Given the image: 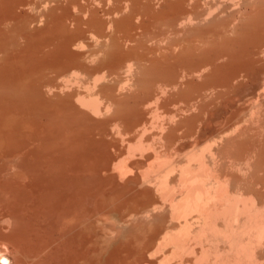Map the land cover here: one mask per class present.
Masks as SVG:
<instances>
[{
    "label": "rangeland",
    "instance_id": "374dc122",
    "mask_svg": "<svg viewBox=\"0 0 264 264\" xmlns=\"http://www.w3.org/2000/svg\"><path fill=\"white\" fill-rule=\"evenodd\" d=\"M139 1L140 2H137L136 0H131V1L130 0H118V2L115 0H77V1L76 0H0V15H1L0 16V19H1L0 20V24H1L0 25V45L3 46V47L0 46L1 47L0 48V61L2 60L0 62L1 64L0 65V76L4 74L3 75L4 77L5 74L8 75L12 72V76L14 74L16 75L19 73L16 77L19 76L21 78V79L18 78L19 82L17 85L16 83H11V85L15 86V87L11 86V87H14L11 90L8 89L10 85L9 87L6 88V90H3L4 88L3 89L0 88V120H1L0 121V129H1L0 130L1 131L0 132V165L2 167V164L5 165L6 162L9 163L10 160H13V161L19 160V162H14L13 165H15L16 163L21 164V165L16 164V166L14 167L16 168L18 166L21 167L24 164L25 166L24 165L23 166L25 168L26 167L30 168V171H31L32 163L29 164V162H31L34 159L37 160V161L34 160V162L36 161V163H38L37 167L38 166L40 167L41 163L46 165L45 163L49 162L50 164L51 160H49V158L50 159L52 158L53 160L57 158V160L55 161H58V158H59L61 163L62 161H65L63 162V164L65 165L62 164L63 166L60 165V163L58 164V166L56 164L53 165L55 168L49 165L50 167L49 171L51 170V168H54L55 170L53 172L56 175L51 172L52 170L50 172H44V169L42 168L46 169L48 167V163L46 167L44 165L43 166L41 165L42 168L40 167L41 168L40 170H43L41 171L43 172L42 175L37 173L39 169H36V173L34 172L37 175H32L33 173L31 174L29 173L30 174L29 175L27 173L28 176H25L26 173H24L23 175L25 177L31 178V176H33V178H31L30 180L28 178L24 179L23 175L22 176L19 175L20 171L19 172L16 171L17 169L13 167L12 165L13 161L11 162L12 166L9 164L8 167L7 165H5L7 168L5 166L3 167L6 169L7 172L15 169V172L16 174L19 175V178H18V175H13L15 174L13 173L14 171L13 172L11 171L13 174L11 173L12 175L10 174L9 176L7 174H9L10 172L6 174V171H4L5 169H3V167L1 168L3 170V172L0 171V210H1L0 211V217H1L0 225L2 226L1 227L2 232L8 229L6 230L7 232H5V234L11 235L12 236L11 239L14 242V239L17 236L23 235L24 232L22 231L23 234H21V231L19 233V229H18V230L12 231L11 234H9L10 233L9 230L13 226H14V229L16 227H19V228L22 227V229L24 228L23 230L30 231L31 230L30 228L34 226V225L31 226V224L32 223L34 224V222L36 221L35 222L36 224L39 222L37 225H35L37 228L36 230L38 231L37 232L36 230L34 231L35 229L34 227V229L32 228L33 229L32 231L34 232L30 231L31 233H33L31 234L32 237H30L29 236L30 234H28L27 231H25L26 236H29L30 238L34 239L36 236L40 237L39 233H41V237L39 239L38 237H36V239H38L37 241L39 242L45 239L43 238L45 237V234L43 233L44 231H39L40 229L38 228V226L40 227L39 224H41V228L48 230V232L45 231L46 234L47 233L51 234V231H52L54 232L53 236H55L58 231L56 228L59 227L57 224L58 218L56 217L60 213L61 211L60 209L63 210L64 208H65L64 209L65 215L63 213H60L61 219L63 217L66 218L67 214H68V217L70 218L72 217L75 218V216L77 215V218H75L74 220L70 218H68V220L69 219H70L69 221L72 220L73 224L71 222L70 223L73 226H74V222L76 221L75 225L77 224L76 226L79 227V228L74 227L72 228V230L69 228V232L67 228V226L70 227L69 225L67 226L65 225L66 229L64 225H62L63 227L62 226L59 227L61 230L62 228H64L67 231L64 233L65 235L63 237L61 236L63 235V233L61 234L58 233L56 237L57 240L54 239L55 237L52 236L53 239L56 240V241H52L53 239H50V241H52L53 243L52 242L49 243L50 242L49 238L46 237V240L48 239L47 240L48 242L47 251L46 249H44L45 248L44 246L46 244L44 245L41 244L42 247L40 246V243L42 242L40 243H38L37 241H36L37 243L33 242V243H36V245L39 244L40 247L39 246L38 247L41 248L40 250L35 251L31 248L30 243L28 244L26 242L28 240L25 241V239H22L25 241V243L28 244V248H30V250L31 249L33 250V251H30L27 248V244L24 245L26 246L24 247L23 246V244H25L24 241L19 240V242H23L21 243L22 248L20 249V252L23 250V248L28 249V250L26 249L28 252L25 251L24 252L25 256L21 257V259L24 260L25 258L26 259L28 258L29 260H31V258L33 257L32 258L33 260L29 261L28 264H36V262L38 263L40 260L44 262L45 259H47L46 261H50V262L53 260L55 264L56 258L53 259L54 257L52 258L51 257L52 254L50 255L49 252H51L52 249L55 251L56 248H58L56 249L57 251H55L56 253L52 251L53 255L55 254L56 257L58 256L57 252H60L63 250H64L63 253L64 254L69 253L70 257H71L70 253L72 251H75V253H72L74 255L77 254L76 253L77 251L79 253L82 251L81 252L82 255L80 253L79 256H77L78 254L75 256L74 255L72 256L74 258H76L77 256V260L79 262L83 260L81 264H84L87 258H88L86 261L87 264L88 263L89 264H113V263L121 264V262L126 264L127 262L129 263L132 257L136 258L133 256L134 254L133 252H136V250H139L140 245L142 246L141 251L143 250L146 252V249L148 247L150 248V249L148 248L147 249L148 252H146V254L144 252V254L147 256L149 255V259H154V258L156 259L157 257L156 263L154 262L155 264H157L158 256L160 254L162 255L163 252L166 251V249L168 250L169 248H171L170 244H168V246L167 244L162 246L163 245L162 244L161 246L158 247L159 249L156 248L157 242L159 240V236L162 235L161 234L162 232H164L167 229L169 230H176V228L178 229L179 223H181L182 220L185 219V217L187 218V220H189V223H191V226L193 228H196L199 221H201L199 220L200 217L196 218V215L199 214L197 216H200V213H198L195 210H192L184 214L183 216L181 215L178 216L176 215V213L175 215H173L174 213H171V210H170L171 209L170 208V198L174 197V199L172 200H175V199L178 200L180 199V197H182V195H184L183 193L185 192L184 191L185 187L180 183L181 178L184 176L180 170L185 169L186 165H188L187 166L188 168H191V169L195 168L197 159L195 160L196 162L195 163L194 157L196 155H199L201 152H202L201 159H204V161L209 160V161H206V163L209 162L207 164L208 166H210L211 170H213L212 171L213 175L220 173V175L222 176L221 177L222 179L226 178L225 179L226 186L229 188V190L231 188L230 193L238 192L237 194L241 195L242 197L250 196L252 198L253 196V199H255V201H257V197L259 195L262 196L263 194L262 198L260 197L261 199L260 201H261V207L262 206L264 207V190H263L264 189V179H263L264 178V146H263L264 138L262 136L264 135V116H263L264 115V17H263L264 16V0H198V1L196 0L197 4L195 3V0H176L178 4L179 3L181 4V5L179 4L180 7L178 6L179 9L175 8L177 7L175 5L177 4V2L176 3L174 2L175 0L174 1L173 0H139ZM135 2L137 3L134 4ZM171 2L172 3L174 2L173 3L174 9L175 10L177 9L176 11L179 12L177 13V15L176 13H174V9L171 8L172 7V4H170ZM119 3L121 4V6ZM137 4H139L140 7L142 8L144 7L145 9L144 8L143 9L144 11L146 10L145 11L146 13L142 11L143 9L140 8ZM168 5L169 7H167ZM135 6L137 8L139 7L138 8L139 11H142L140 12V14L138 12L131 13L132 10L133 11L134 9L137 10ZM119 7L121 8L119 9ZM89 13L93 16V18H95L94 16L100 14L101 16L99 15L96 17H98L99 19L105 22L106 20L107 22H109L110 20L114 23L112 25L113 27H111L110 29L111 31L108 32V34L112 33L109 37L108 36L105 37L104 33H100V35H96L97 36L96 37L94 36L95 35L93 32L94 30H91V29H94L93 27L91 28L87 26L88 24L86 26L89 27V29L85 27V22L87 21V19L92 18V16H90ZM92 13L96 15H93ZM167 14H169L172 21L170 20L168 16L167 17L164 16L167 19L165 23L163 21H160L162 20L163 17L159 15H167ZM64 15L65 16L67 15V16L63 17ZM74 15H76L77 17ZM3 16L6 17L7 21L5 20ZM173 16L174 17L177 16V17H175V19H172ZM8 17L9 18L15 17V18H13V20H11V23H10V20H8ZM2 18L6 22H9L10 24L6 23ZM76 18H78L79 20L77 21ZM112 18L115 20H113ZM156 18H158L159 22L157 21ZM125 19L127 20V22ZM122 20H124L125 22L124 21L122 22ZM1 21H4V22L1 23ZM73 21H75L76 24L75 22L73 24ZM81 21L84 22V25H83V22ZM65 22L68 25H66ZM80 23H82L81 25H83L85 28L83 26H79ZM73 25L74 26L78 25L76 26L78 28L76 29ZM116 25L118 26L115 27ZM69 27H71L72 31L70 30ZM80 27L81 29L83 28L84 30L79 29ZM72 28H74L75 30ZM85 29L86 30L88 29L89 32L86 31L87 33H85L84 32ZM97 31L99 30H95L96 34H99L97 33ZM78 33H79V36H78ZM80 34H82L83 36ZM67 35L68 36L70 35L69 36L70 39H72L73 37V40L75 39V41L70 40L72 43L69 42L68 41L69 37H67ZM102 36H104V38ZM38 37H40L41 39ZM95 37L96 39L93 40ZM98 37L101 39V41L100 39L98 40ZM140 38H141V41H140ZM92 41H95V43ZM68 42H69V45H68ZM114 43L116 45H114ZM168 44L169 46L167 47L166 45ZM63 45L65 46L63 47ZM130 46L132 49L130 48ZM38 50L39 52L41 51V53H39ZM55 51H56V54H55ZM27 52L30 54H28ZM29 55L30 57H26ZM67 55H69L70 59L68 58ZM131 55L132 56L136 55V58L134 59L131 58ZM37 56H39V58ZM10 58H12L13 60H11ZM16 58L18 61L16 63L18 65L15 63ZM19 58L20 60L25 59L24 62L27 63V65L20 64ZM61 59L63 60V62L61 61ZM66 59L69 61H67ZM117 59L118 60L120 59L121 62L119 60L117 63L116 62ZM54 60H57V61L59 60V61L57 63V61H54ZM161 60L162 62H160ZM64 61L67 62L65 64L73 63V65L76 66L75 67L76 69L75 70L69 69V71L65 70V67H63L65 65ZM113 61H114V64L115 63L119 64L120 62V65L118 66L117 64L113 65ZM7 62L8 64L10 62L12 63L14 62L16 65L14 67L13 65L14 63L12 64V66L14 67V70L17 67H18L17 68L18 70L20 69L21 70L20 71L15 70L16 72H14L13 74V71H14L13 67L11 66L12 69H10L11 67L9 66L10 67L9 69L11 71L7 72L8 70ZM21 62L23 63V60ZM52 62L55 64H53ZM77 64L79 66H77ZM154 64L157 65V67ZM21 65L25 67L23 68ZM35 65L37 66L34 67ZM95 65H96V68H95ZM5 66H6V69H5ZM20 72L21 73L23 72V73L21 74ZM10 75H8V77L5 76V78L10 79L7 82H6L7 79L5 80L3 78V80H5L4 82L1 80L2 78H0V84L3 82L2 83L3 87L6 86L9 81L11 82L15 81V79H13L12 76L10 77ZM18 79L16 78V81ZM147 79H150V80H147ZM148 81H151V83ZM83 95H84V98H87V99L88 97H92L93 99L95 98V101L99 105L98 111L100 113L98 112L95 114L91 112L89 108L87 107L84 108V106H78L77 104L78 102L76 101L79 100L80 97L82 98ZM120 107H123L125 109L123 108L120 109ZM21 114L23 117L21 116ZM37 115L39 116L37 117ZM133 115L135 116L136 120ZM86 116H88L89 118ZM3 117L5 118L4 121L2 120ZM30 117L33 119H31ZM178 124H181V125H178ZM20 125L22 127H20ZM10 128L12 130H10ZM175 133L177 134L175 135ZM9 134H11L10 135L11 138H9L10 137ZM256 136H258V138ZM238 137L242 138L243 140L239 139ZM253 137H256V138H253ZM4 139H6V141ZM7 139L8 140L11 139L10 140L12 141L11 144L8 143ZM253 139L255 140L253 141ZM139 141L141 142V146L137 145ZM171 141H174V142H171ZM107 144L109 147L107 146ZM232 145H234V147H232ZM138 146H140V148ZM238 146L240 147L238 148ZM260 147H263L261 150L263 152L259 150L261 149ZM154 151L156 154L154 153ZM103 153H105V155ZM210 153H212L214 156ZM249 153L251 155H249ZM51 155H53V157L55 158H53ZM63 157H64V160H63ZM22 158L23 159L26 158V161L23 160ZM199 158H200V155H199ZM21 160H22V163L20 162ZM43 161L45 163H43ZM159 161L161 163H158ZM34 162H33V165L36 164ZM23 166L22 168H24ZM9 167L13 169H10ZM20 167L18 169H21ZM37 167H34L33 171ZM256 167L261 170L257 169ZM63 168H65L66 170ZM26 169L24 170L21 169V170L25 171ZM60 169L63 171V173ZM56 171H58L59 173L58 172L56 173ZM46 173H52L51 177L50 175H47ZM44 175H46V177ZM12 176H15V177H12ZM59 176L60 177L62 176V177L60 178ZM40 178H43V179H40ZM77 178L78 180L76 181ZM161 178L162 179L164 178L165 180L163 179V181L165 182L166 185H168L167 192L169 194L166 192L167 195L166 193L165 195L164 194H161V196L159 195L162 192L160 191L159 186L157 184L160 183L159 181ZM8 179L9 180L12 179V181L9 182ZM45 181H46V184L48 183L49 186H51L50 188L48 187V184L47 185L44 184ZM40 182L42 185L40 184ZM62 182L64 183L62 184ZM24 184H26L27 186ZM17 185L20 187H18ZM10 186L11 188H9ZM14 187L16 188L13 190L12 188ZM29 188H31L33 192L34 190L35 191L37 190L35 194H33V197H32L33 192L31 191L32 192L31 193ZM43 188L44 189L49 188L48 190L51 191L52 194L55 193V195L50 194L51 192H48L47 189L45 190L46 192H44ZM249 188H252L253 190L248 191ZM254 188L256 190H254ZM4 189L5 191L8 190V193L10 194H7L6 193L7 191L5 192ZM155 189L159 190L160 192L155 191ZM24 190L26 191V193L23 192ZM39 190L41 193L38 192ZM11 192H13L14 194L12 193L13 194L12 195ZM19 192L20 193L23 192V193L20 194ZM29 192L31 195L29 194ZM44 193L45 194L47 193L50 196L52 195L51 197L52 198L54 197V199L56 197L57 199H55V203H53L54 200L51 197L50 199L48 195L44 196L43 195ZM27 194L28 196H26ZM57 194L58 195L61 194V195L58 196ZM170 194H172V196ZM6 195L7 196L9 195L8 198ZM64 195H67V196H64ZM162 195L163 197L164 196L165 197L162 198ZM36 196L38 199L36 198ZM79 197H80V200H79ZM39 198H42V199L39 200ZM146 198H148V200ZM46 199L47 200L50 199V201H47ZM56 200H60V201L62 200V201L60 202ZM75 200L76 201L78 200V201L76 202ZM28 201L30 202L29 204L31 205L32 204L35 205V201L38 202V203L36 202V206L32 205L33 206L32 207L30 205L29 207L31 208V211L33 212V214L36 212L34 214L35 216L33 215L34 218L32 219L34 221L37 218L34 222H32V220L28 217V219H30L32 223H30V220L29 221L27 220V217L23 218L25 212H28L27 210H29L28 208L29 205H27ZM46 202L47 203L52 202L51 203L53 207L52 209L54 210L50 209L51 204L49 203H48L50 205L49 209L48 207L46 208L49 210V212L53 211V214H56L55 215L56 217L47 216L48 219L50 218V220L53 222H50V220L46 221L44 217L43 218L39 217V215L42 216L43 213L46 214L45 211L42 214H39L36 216V214H38L40 211L42 212L41 208H44L45 205H47ZM23 203L27 205V206L25 205L28 208L26 211L23 209V208H26L24 207ZM14 204L23 205V208H21V210L25 212L24 214L21 213L22 215L21 216L19 214V211L17 210L18 205L17 206L15 205L16 209L15 208H12V209L17 210L18 214H15L16 213L15 212L14 213L15 218L12 217L14 219L10 220L11 216H14L13 215L14 210L12 211L11 209H9L11 207L8 208V205H12V207H15ZM37 204L39 205L37 206ZM59 204L61 207H63V208L60 207L59 209L60 211L57 210V208L53 206V205H56V206L58 205L59 207ZM67 205H68V208H66ZM6 207L8 210H11L12 213H9L11 211H8ZM34 207L35 209L39 208L40 211H37L38 209L35 211ZM46 208H44L43 210H45ZM33 209L35 212L33 211ZM67 209H69V211L71 210L72 213L69 212ZM5 210L8 212H6ZM56 210L59 213L56 212ZM31 211L29 212L32 213ZM75 212L76 213L78 212V213L75 215L74 214ZM3 213L4 214L9 213L11 215H9L10 216L9 217L6 214L5 216ZM29 214L27 215L25 214V216H30L31 214L30 215ZM62 215L64 216L62 217ZM4 217H6L7 219L10 218L9 219L10 221L9 220L7 221V219L6 218L4 219ZM21 217L25 220L22 221ZM51 218H53L54 220ZM55 218H56V221H55ZM41 219H44L45 222ZM3 220H5V222ZM59 220L58 222H60ZM24 221H26V223H23ZM49 222L52 225L49 224ZM77 222H82L81 223L82 225ZM11 223L13 224V226ZM24 224L28 226H24ZM142 225L144 226V233H143ZM45 226H47V228H45ZM53 228L55 229L56 232L53 230ZM44 229H40V230H44ZM64 229L62 231H65ZM61 230L60 232H62ZM73 230L74 231L76 230V231L74 232ZM79 230L80 232H78ZM145 231L147 232L145 233ZM2 232L0 233L2 234ZM35 232L37 234H35ZM155 232L157 233L158 236L156 235ZM74 233L76 235L75 237H73ZM141 233L143 234L141 235ZM59 234H60V237H59ZM69 235L72 236L71 237L72 239L74 238L73 242L71 238L69 239ZM80 235H82L81 238H80ZM33 236L35 237L33 238ZM2 237L5 238V235H3ZM127 237L128 238L130 237V238L126 240ZM154 238H156V241ZM63 240L65 241V243L67 241L71 243L69 244V247L74 248L75 250H72L70 252L68 250L67 252L65 249L66 248L69 249V247H68V244L66 245ZM138 240H139V245L137 244ZM151 240L153 241V243ZM140 241L142 242V244L140 243ZM28 242H31V241H28ZM45 242L46 241L44 240L43 243ZM74 242H76L77 244ZM78 242L82 243L81 250L78 249L79 247L77 248L74 247V246H80L78 245L79 244ZM261 242L262 243H260V245H258L256 249L258 251L260 250V252L263 251L262 255L264 257L263 239L261 240ZM16 243L17 242L15 241V244ZM55 243H56V246L54 245ZM149 243L150 245L152 243V245L154 244L155 246L154 245L150 246L148 245ZM49 244L52 245V247H50ZM58 244L59 246L60 245L63 246L64 249L60 246L62 249L58 251L60 248L57 246ZM72 244L73 245L76 244V245L73 246ZM36 245H32V247L34 248L35 246L34 249H36L37 248ZM147 245L148 247L144 248ZM17 251H19V248L17 250L15 249L13 256L17 253ZM37 251L38 252L41 251L42 253H44L43 255L40 252V254L43 255L42 257H40L41 255H37L38 257H40V258L36 257L39 261L37 259L34 260L35 254L38 253ZM127 251H128V255H126ZM29 252H31L33 255L32 256L28 255L30 254ZM123 252L125 253L126 256L124 255ZM46 253L49 254L48 258H46L47 257ZM121 253H123V255ZM136 253L141 254L139 253V251H137ZM136 253L134 255H136ZM19 254L24 255L21 252V253H17L16 256ZM64 254H60V255L64 257ZM129 254H131L132 256ZM80 255H81V259L83 258L81 261L78 259ZM94 255L97 259H95ZM13 256H11V260L13 261L20 260V256H17L19 258H14L16 256L14 257ZM29 256H31V258ZM62 256L59 257V258H62L61 261L57 259L58 260V262H56L57 264H59L60 262L63 264H66V263L73 264V262H75L76 260L75 259L73 261L71 257L72 260L71 259L69 260L73 261L72 263L63 262L62 260L64 259ZM66 256L67 255H65L64 258H66ZM127 256L129 259H127ZM91 257L94 259H92ZM124 257L126 260H124ZM120 258L121 259L123 258V260L121 261ZM89 259L91 260V262H88L90 261ZM132 259H131V262L134 261V259L133 260ZM23 260H20V261L24 262L25 260L24 261ZM77 260H76V264L78 263ZM53 261H52V264H53ZM26 262L25 264H27ZM43 262L42 263L40 262V263L44 264L45 262L44 263ZM131 262L129 264L134 263V262L132 263ZM48 263L46 262V264Z\"/></svg>",
    "mask_w": 264,
    "mask_h": 264
},
{
    "label": "bare ground",
    "instance_id": "6f19581e",
    "mask_svg": "<svg viewBox=\"0 0 264 264\" xmlns=\"http://www.w3.org/2000/svg\"><path fill=\"white\" fill-rule=\"evenodd\" d=\"M77 1V0H76ZM115 1H117L118 2V0H115ZM131 1V0H130ZM137 2H140L139 0H136ZM174 1V0H173ZM198 1V0H197ZM196 0H195V3L197 2ZM20 2V1H19ZM60 2V1H59ZM137 2H135L134 4H136ZM175 3L177 2L176 0L174 1ZM173 2V3H174ZM184 2V1H183ZM215 2V1H214ZM22 3V2H21ZM24 3H26V2H24ZM168 3V2H167ZM173 3L171 2L170 4H172V7L171 8H173L174 9V5H173ZM185 3V2H184ZM224 3V2H223ZM118 4V3H117ZM120 4V3H119ZM131 4V3H130ZM180 4V3H179ZM178 4V2H177V4H175L177 7H175V8H178V6L180 7V5ZM197 4V3H196ZM23 5V4H22ZM132 5V4H131ZM139 7H140V5L139 4H137ZM148 5H149V3H148ZM182 5H183V3H182ZM118 6V5H117ZM120 6H121V4H120ZM142 6V5H141ZM223 6H224V4H223ZM222 6V7H223ZM227 6V5H226ZM243 6V5H242ZM8 7V6H7ZM9 7H10V5H9ZM136 7V6H135ZM138 7V8H139ZM167 7H169V5L167 6ZM218 7H219V5H218ZM217 7V8H218ZM121 7H119V9H120ZM137 8V7H136ZM137 8V10L136 9H134V11L132 12L131 11V13H134V12H138L139 14H140V12H142V11H144V9L142 8V7H140V8H142L141 10L142 11H139V9ZM262 8V7H261ZM260 8V9H261ZM15 9V8H14ZM113 9V8H112ZM115 9V8H114ZM179 9V8H178ZM193 9V8H192ZM215 9V8H214ZM6 10H7V8H6ZM16 10V9H15ZM171 10V9H170ZM177 10V9H176ZM175 9H174V13H176V15H177V13H179L178 11H176ZM234 10V9H233ZM10 11V10H9ZM118 11V10H117ZM146 11V10H145ZM144 11V12H145ZM152 11V10H151ZM163 11V10H162ZM209 11V10H208ZM65 12V11H64ZM130 12V11H129ZM157 12V11H156ZM165 12H167V11H165ZM172 12V11H171ZM188 12V11H187ZM221 12V11H220ZM241 12V11H240ZM95 13V12H94ZM94 13H92L93 15H96V14H94ZM130 13V14H131ZM146 13V12H145ZM168 13H170V12H168ZM232 13V12H231ZM90 14V13H89ZM108 14V13H107ZM136 14V13H135ZM134 14V15H135ZM159 14V13H158ZM173 14V13H172ZM171 14V15H172ZM260 14V13H259ZM17 15V14H16ZM68 15V14H67ZM66 15V16H67ZM79 15V14H78ZM100 15V14H99ZM99 15H96V16H99ZM127 15V14H126ZM129 15V14H128ZM133 15V16H134ZM142 15V14H141ZM148 15V14H147ZM146 15V16H147ZM184 15V14H183ZM261 15H263V14H261ZM1 16V15H0ZM7 16V15H6ZM21 16V15H20ZM65 15L63 16V17H66ZM74 16H76V15H74ZM90 16H92L91 14H90ZM96 16H94L95 18H93V16H92V18H89V19H87V21L85 22V27L86 28H88L89 29V27H93L94 29H91V30H94L93 32H94V36H96V35H100V33H104V36L106 37V36H110L112 33H110V34H108V32L109 31H111L110 29H111V27H113L112 25L114 24L112 21H110L109 20V22H107V20H106V22L105 21H103V20H101V19H99L98 17H96ZM101 16V15H100ZM110 16V15H109ZM152 16V15H151ZM159 16H162L163 18H165V19H163L162 18V20H160V21H163L164 23H165V21L167 20L166 19V17L168 16L169 18H170V20H171V17L169 16V14H167V15H159ZM164 16H166V17H164ZM185 16H187V15H185ZM256 16V15H255ZM4 18H5V20H6V17L5 16H3ZM17 17V16H16ZM68 17H70V16H68ZM73 17V16H72ZM71 17V18H72ZM77 17V16H76ZM82 17V16H81ZM113 17V16H112ZM126 17H128V16H126ZM131 17H132V15H131ZM175 17H177V16H175ZM175 17L173 16L172 17V19H175ZM189 17V16H188ZM188 17H187V19H188ZM264 17V16H263ZM10 18H12V17H10ZM9 17H8V20H10V23H11V20H13V18H15V17H13L12 19H10ZM22 18V17H21ZM79 18V17H78ZM78 18H76L77 19V21L79 20ZM106 18V17H105ZM213 18V17H212ZM261 18V17H260ZM3 19V18H2ZM57 19V18H56ZM75 19V18H74ZM74 19H72V20H74ZM81 19V18H80ZM113 19V18H112ZM157 19V21L159 22V20H158V18H156ZM159 19H161V18H159ZM185 19H186V17H185ZM204 19V18H203ZM245 19V18H244ZM249 19V18H248ZM1 20V19H0ZM4 20V19H3ZM4 20V21H5ZM29 20V19H28ZM113 20H115V19H113ZM126 20V19H125ZM4 21H1V23L2 22H4ZM7 21V20H6ZM5 21V22H6ZM21 21H23V20H21ZM119 21V20H118ZM117 21V22H118ZM124 20H122V22H123ZM136 21V20H135ZM141 21V20H140ZM172 21V20H171ZM175 21V20H174ZM238 21V20H237ZM260 21V20H259ZM262 21V20H261ZM25 22V21H24ZM60 22V21H59ZM74 22L75 21H73V24H74ZM81 22H83V21H81ZM115 22V21H114ZM121 22V23H122ZM125 22V21H124ZM126 22H127V20H126ZM131 22V21H130ZM129 22V23H130ZM6 23H9V22H6ZM9 23V24H10ZM69 23V22H68ZM72 23V22H71ZM136 23V22H135ZM138 23V22H137ZM144 23V22H143ZM166 23H168V22H166ZM19 24V23H18ZM59 24V23H58ZM65 24H66V22H65ZM75 24H76V22H75ZM82 23H80V25L79 26H83L84 25V22H83V25H81ZM88 24V25H87ZM190 24V23H189ZM1 25V24H0ZM66 25H68V24H66ZM89 26V27H87V26ZM120 25V24H119ZM124 25H125V23H124ZM140 25V24H139ZM259 25V24H258ZM261 25V24H260ZM9 26V25H8ZM22 26V25H21ZM65 26V25H64ZM74 26V25H73ZM76 26H78V25H76ZM76 26H74L76 29L78 28V27H76ZM118 25H116L115 27H117ZM186 26V25H185ZM68 27V26H67ZM84 27V26H83ZM84 27V28H85ZM97 27H99V28H97ZM181 27H182V25H181ZM208 27V26H207ZM263 27V26H262ZM57 28V27H56ZM60 28V27H59ZM58 28V29H59ZM70 28V30H71V27H69ZM137 28H139V27H137ZM167 28V27H166ZM62 29V28H61ZM72 29H74V28H72ZM79 29H81V27L79 28ZM83 29V28H82ZM81 29V30H82ZM86 30L85 29V33H87L86 31H88L89 32V30ZM113 29V28H112ZM121 29V28H120ZM199 29V28H198ZM211 29V28H210ZM11 30V29H10ZM75 30V29H74ZM81 30H79V31H81ZM84 30V29H83ZM90 30V31H91ZM95 30H99V31H101V32H99V31H97V33H99V34H96V32H95ZM141 30V29H140ZM237 30V29H236ZM72 31V30H71ZM77 31V30H76ZM113 31V30H112ZM119 31V30H118ZM122 31V30H121ZM138 31V30H137ZM200 31V30H199ZM60 32V31H59ZM66 32V31H65ZM75 32V31H74ZM83 32V33H84ZM127 32V31H126ZM125 32V33H126ZM204 32V31H203ZM255 32V31H254ZM80 33V32H79ZM79 33H78V36H79ZM92 33V32H91ZM132 33H134V32H132ZM159 33V32H158ZM185 33V32H184ZM198 33V32H197ZM43 34V33H42ZM41 34V35H42ZM64 34V33H63ZM241 34V33H240ZM247 34V33H246ZM254 34V33H253ZM2 35V34H1ZM46 35V34H45ZM48 35V34H47ZM52 35V34H51ZM80 35H82V34H80ZM102 35V34H101ZM117 35V34H116ZM115 35V36H116ZM150 35V34H149ZM187 35V34H186ZM4 36V35H3ZM53 36V35H52ZM64 36V35H63ZM70 36V35H69ZM68 35H67V37H69ZM75 36H76V34H75ZM83 36V35H82ZM89 36V35H88ZM104 36H102L103 38H104ZM113 36V35H112ZM111 36V37H112ZM138 36V35H137ZM136 36V37H137ZM141 36V35H140ZM145 36H147V35H145ZM151 36V35H150ZM250 36V35H249ZM13 37V36H12ZM91 37V36H90ZM93 37V36H92ZM97 37V36H96ZM96 37L93 39V40H95L96 39ZM101 37V38H102ZM132 37V36H131ZM185 37V36H184ZM240 37V36H239ZM38 38H40V37H38ZM55 38V37H54ZM65 38H66V36H65ZM181 38V37H180ZM258 38V37H257ZM41 39V38H40ZM44 39V38H43ZM100 38L98 37V40H99ZM109 39V38H108ZM115 39V38H114ZM117 39V38H116ZM146 39V38H145ZM166 39V38H165ZM179 39V38H178ZM225 39V38H224ZM39 40V39H38ZM37 40V41H38ZM51 40V39H50ZM59 40H61V39H59ZM70 40H73V37H72V39H70V37H69V42H71ZM139 40V39H138ZM73 41H75V39L73 40ZM97 41V40H96ZM100 41H101V39H100ZM103 41V40H102ZM105 41H107V40H105ZM111 41V40H110ZM116 41V40H115ZM140 41H141V38H140ZM145 41V40H144ZM177 41V40H176ZM256 41V40H255ZM67 42V41H66ZM69 42H68V45H69ZM92 42H94L95 43V41H92ZM185 42V41H184ZM257 42V41H256ZM263 42V41H262ZM53 43V42H52ZM51 43V44H52ZM72 43V42H71ZM74 43V42H73ZM104 43V42H103ZM103 43H102V45H103ZM178 43V42H177ZM181 43V42H180ZM44 44H46V43H44ZM54 44V43H53ZM56 44V43H55ZM61 44V43H60ZM66 44V43H65ZM77 44V43H76ZM112 44V43H111ZM110 44V45H111ZM193 44V43H192ZM254 44V43H253ZM43 45V44H42ZM67 45V46H68ZM75 45V44H74ZM114 45H116L115 43H114ZM120 45V44H119ZM122 45V44H121ZM135 45H136V43H135ZM160 45V44H159ZM179 45V44H178ZM1 46V45H0ZM56 46V45H55ZM54 46V47H55ZM65 45H63V47H64ZM106 46V45H105ZM109 46V45H108ZM167 47L169 46V44L168 45H166ZM181 46V45H180ZM190 46V45H189ZM204 46V45H203ZM1 47H3V46H1ZM0 47V48H1ZM28 47V46H27ZM53 47V48H54ZM60 47V46H59ZM70 47V46H69ZM93 47V46H92ZM91 47V48H92ZM111 47V46H110ZM116 47V46H115ZM121 47V46H120ZM34 48V47H33ZM36 48V47H35ZM41 48V47H40ZM40 48H39V50H40ZM44 48V47H43ZM51 48V47H50ZM52 48V49H53ZM71 48V47H70ZM69 48V49H70ZM101 48V47H100ZM119 48V47H118ZM122 48V47H121ZM130 48H131V46H130ZM174 48V47H173ZM175 48H177V47H175ZM206 48V47H205ZM215 48V47H214ZM232 48V47H231ZM37 49V48H36ZM36 49H35V51H36ZM61 49V48H60ZM99 49V48H98ZM129 49V48H128ZM132 49V48H131ZM148 49V48H147ZM194 49V48H193ZM210 49V48H209ZM249 49V48H248ZM4 50V49H3ZM31 50V49H30ZM39 50H38V52H39ZM42 50V49H41ZM54 50V49H53ZM67 50V49H66ZM86 50V49H85ZM104 50V49H103ZM136 50V49H135ZM182 50V49H181ZM191 50V49H190ZM221 50V49H220ZM256 50V49H255ZM45 51V50H44ZM52 51V50H51ZM72 51V50H71ZM87 51V50H86ZM92 51V50H91ZM95 51V50H94ZM102 51V50H101ZM129 51V50H128ZM162 51V50H161ZM3 52V51H2ZM46 52V51H45ZM64 52V51H63ZM70 52V51H69ZM112 52V51H111ZM115 52V51H114ZM186 52H188V51H186ZM28 53V52H27ZM34 53V52H33ZM37 53V52H36ZM39 53H41V51L39 52ZM47 53V52H46ZM66 53V52H65ZM90 53V52H89ZM129 53V52H128ZM127 53V54H128ZM162 53V52H161ZM182 53V52H181ZM226 53V52H225ZM25 54V53H24ZM28 54H30V53H28ZM55 54H56V51H55ZM71 54V53H70ZM108 54V53H107ZM114 54V53H113ZM124 54V53H123ZM149 54V53H148ZM166 54V53H165ZM187 54V53H186ZM249 54V53H248ZM38 55H40V54H38ZM42 55V54H41ZM44 55H46V54H44ZM84 55V54H83ZM100 55V54H99ZM105 55V54H104ZM162 55V54H161ZM188 55V54H187ZM55 56V55H54ZM63 56V55H62ZM68 56V58H69V55H67ZM164 56V55H163ZM176 56V55H175ZM184 56V55H183ZM183 56H181V57H183ZM231 56H232V54H231ZM18 57H20V56H18ZM17 57V58H18ZM25 57V56H24ZM26 57H30V55L29 56H26ZM34 57V56H33ZM38 58H39V56H37ZM43 57V56H42ZM47 57H49V56H47ZM46 57V58H47ZM52 57V56H51ZM91 57H93V56H91ZM90 57V58H91ZM107 57V56H106ZM142 57V56H141ZM149 57V56H148ZM179 57V56H178ZM9 58V57H8ZM13 58H15V57H13ZM17 58H16V61H15V63L16 62H18L17 61ZM36 58V57H35ZM44 58V57H43ZM67 58V59H68ZM131 58H136V55L134 56H132L131 55ZM168 58V57H167ZM166 58V59H167ZM172 58V57H171ZM11 60H13L12 58H10ZM66 59V60H67ZM70 59V58H69ZM82 59V58H81ZM88 59V58H87ZM121 59V58H120ZM119 59V60H120ZM8 60V59H7ZM6 60V61H7ZM23 60V63L21 62ZM22 60H20V58H19V63L20 64H24V65H27V63H25L24 62V60L25 59H22ZM29 60H31V59H29ZM33 60V59H32ZM40 60V59H39ZM51 60V59H50ZM60 60V59H59ZM58 60V61H59ZM105 60V59H104ZM110 60V59H109ZM118 59H117V63H118V61H119ZM124 60V59H123ZM122 60V61H123ZM146 60V59H145ZM180 60V59H179ZM243 60V59H242ZM2 61V60H1ZM0 61V62H1ZM9 61V60H8ZM34 61H36V60H34ZM33 61V62H34ZM46 61H47V59H46ZM54 61H57V60H54ZM58 61H57V63H58ZM61 61L63 62V60L61 59ZM67 61H69V60H67ZM100 61V60H99ZM172 61V60H171ZM203 61V60H202ZM235 61V60H234ZM240 61V60H239ZM120 62H121V60H120ZM120 62H119V64H117V63H115V64H117V66L118 65H120ZM151 62V61H150ZM160 62H162V60L160 61ZM14 63V62H13ZM12 62H10L9 64H8V62H7V72L8 71H11L10 69H12V64H13ZM15 63L13 64L14 65V67L16 66L15 65ZM46 63V62H45ZM50 63V62H49ZM53 63V62H52ZM65 63H67V62H65L64 61V64ZM92 63V62H91ZM140 63V62H139ZM158 63V62H157ZM166 63V62H165ZM17 64V63H16ZM35 64V63H34ZM39 64V63H38ZM53 64H55V63H53ZM63 64V65H64ZM81 64V63H80ZM84 64V63H83ZM114 64V61H113V65H115ZM143 64V63H142ZM152 64V63H151ZM160 64V63H159ZM163 64V63H162ZM167 64V63H166ZM172 64V63H171ZM1 65V64H0ZM18 65V64H17ZM60 65V64H59ZM85 65V64H84ZM89 65V64H88ZM112 65V66H113ZM147 65V64H146ZM153 65V64H152ZM155 65V64H154ZM164 65V64H163ZM261 65V64H260ZM11 68H10V67ZM22 67H23V65H21ZM37 65H35L34 67H36ZM41 66V65H40ZM55 66V65H54ZM58 66V65H57ZM77 66H79L78 64H77ZM129 66V65H128ZM151 66V65H150ZM156 67H157V65H155ZM159 66V65H158ZM161 66V65H160ZM173 66V65H172ZM175 66V65H174ZM182 66V65H181ZM186 66V65H185ZM14 67H13V70H14ZM20 67V66H19ZM25 67V66H24ZM23 67V68H24ZM59 67H61V66H59ZM63 67H65V70H68L69 71V69L71 70V69H73V70H75L76 68V66H74L73 65V63L72 64H65ZM105 67V66H104ZM126 67H127V65H126ZM171 67V66H170ZM10 68V69H9ZM18 68V67H17ZM15 69L16 71L18 70V69ZM54 68H56V67H54ZM81 68H82V66H81ZM95 68H96V65H95ZM98 68V67H97ZM102 68V67H101ZM115 68V67H114ZM129 68V67H128ZM141 68V67H140ZM155 68V67H154ZM5 69H6V66H5ZM20 69V68H19ZM79 69V68H78ZM91 69H92V67H91ZM90 69V70H91ZM143 69V68H142ZM157 69V68H156ZM13 71V74H14V72H16V71ZM21 70V69H20ZM20 70H18V71H20ZM108 70V69H107ZM150 70H151V68H150ZM158 70H159V68H158ZM189 70V69H188ZM194 70H196V69H194ZM203 70V69H202ZM229 70V69H228ZM260 70V69H259ZM60 71H61V69H60ZM79 71V70H78ZM86 71V70H85ZM88 71V70H87ZM114 71V70H113ZM157 71V70H156ZM191 71V70H190ZM192 71H193V69H192ZM217 71H218V69H217ZM236 71V70H235ZM83 72V71H82ZM145 72V71H144ZM152 72V71H151ZM150 72V73H151ZM186 72V71H185ZM230 72V71H229ZM4 73V72H3ZM10 73V72H9ZM21 73V72H20ZM23 73V72H22ZM21 73V74H22ZM119 73V72H118ZM154 73V72H153ZM232 73V72H231ZM8 74V73H7ZM11 74V75H10ZM10 74H8V75H10V77L12 76V72L10 73ZM19 74V73H18ZM18 74H14L13 76H12V78L13 79H15V81H9L8 82V84L6 85V86H2V83L0 84L1 86H0V88H4L3 90H6V88L7 87H9V85H10V87L11 86H14V85H11V83H16V85L18 84V82H19V79L18 78H20L19 76L18 77H16ZM66 74V73H65ZM121 74V73H120ZM146 74V73H145ZM192 74V73H191ZM196 74V73H195ZM208 74V73H207ZM222 74V73H221ZM4 75V74H3ZM3 75H1L0 76V78H2L1 80L2 81H4L5 82V80H6V82L8 81V80H10L9 78H5V76L6 77H8V75H6L5 74V76L3 77ZM56 75V74H55ZM64 75V74H63ZM74 75V74H73ZM173 76H174V74H173ZM193 76V75H192ZM245 76V75H244ZM80 77V76H79ZM103 77V76H102ZM119 77V76H118ZM122 77V76H121ZM3 78L5 79V80H3ZM11 78V79H12ZM16 78L18 79L17 81H16ZM50 78V77H49ZM57 78V77H56ZM66 78V77H65ZM82 78V77H81ZM117 78V77H116ZM138 78V77H137ZM148 78V77H147ZM151 78H153V77H151ZM256 78V77H255ZM12 79V80H13ZM21 79V78H20ZM62 79V78H61ZM109 79V78H108ZM202 79V78H201ZM50 80V79H49ZM78 80V79H77ZM83 80V79H82ZM94 80V79H93ZM99 80V79H98ZM116 80V79H115ZM132 80V79H131ZM147 80H150V79H147ZM182 80V79H181ZM221 80V79H220ZM52 81V80H51ZM135 81V80H134ZM140 81V80H139ZM244 81V80H243ZM242 81V82H243ZM94 82V81H93ZM142 82V81H141ZM148 82H150L151 83V81H148ZM171 82V81H170ZM203 82V81H202ZM10 83V84H9ZM60 83H62V82H60ZM66 83V82H65ZM140 83V82H139ZM225 83V82H224ZM64 84V83H63ZM188 84V83H187ZM210 84V83H209ZM51 85V84H50ZM52 85H53V83H52ZM65 85V84H64ZM94 85V84H93ZM142 85V84H141ZM154 85V84H153ZM202 85V84H201ZM211 85V84H210ZM230 85V84H229ZM245 85V84H244ZM56 86V85H55ZM60 86H62V85H60ZM148 86V85H147ZM146 86V87H147ZM185 86V85H184ZM8 88V89H12V88H14V87H11V88ZM37 87V86H36ZM52 87V86H51ZM94 87V86H93ZM127 87V86H126ZM149 87V86H148ZM225 87V86H224ZM61 88V87H60ZM187 88V87H186ZM205 88V87H204ZM238 88V87H237ZM90 89H91V87H90ZM128 89V88H127ZM141 89V88H140ZM159 89V88H158ZM57 90V89H56ZM181 90V89H180ZM190 90V89H189ZM195 90V89H194ZM222 90V89H221ZM226 90V89H225ZM13 91V90H12ZM36 91V90H35ZM89 91V90H88ZM111 91V90H110ZM211 91V90H210ZM230 91V90H229ZM11 92V91H10ZM24 92V91H23ZM29 92V91H28ZM104 92V91H103ZM207 92V91H206ZM215 92H217V91H215ZM109 93V92H108ZM132 93V92H131ZM153 93V92H152ZM229 93V92H228ZM28 94V93H27ZM37 95V94H36ZM86 95H88V94H86ZM184 95V94H183ZM182 95V96H183ZM82 96V95H81ZM102 96V95H101ZM158 96V95H157ZM172 96V95H171ZM227 96V95H226ZM239 96V95H238ZM42 97V96H41ZM48 97V96H47ZM140 97V96H139ZM231 97V96H230ZM38 98V97H37ZM76 98V97H75ZM18 99V98H17ZM29 99V98H28ZM180 99V98H179ZM206 99V98H205ZM224 99V98H223ZM16 100V99H15ZM36 100V99H35ZM188 100V99H187ZM208 100V99H207ZM76 101V100H75ZM164 101V100H163ZM204 101V100H203ZM46 102V101H45ZM50 102V101H49ZM76 102H78L77 104H78V106H84V108L85 107H87V108H89V110L91 111V112H93V113H98L99 111V105H98V103L95 101V98L93 99L92 97H88V99L87 98H84V95H83V97L81 98L80 97V99L79 100H77ZM101 102V101H100ZM172 102V101H171ZM196 102V101H195ZM36 103V102H35ZM42 103V102H41ZM153 103V102H152ZM180 103V102H179ZM209 103V102H208ZM31 104V103H30ZM72 104V103H71ZM124 104V103H123ZM122 104V105H123ZM154 104V103H153ZM182 104V103H181ZM190 104V103H189ZM199 104V103H198ZM19 105V104H18ZM22 105V104H21ZM43 105V104H42ZM30 106H32V105H30ZM107 106V105H106ZM120 106V105H119ZM124 106V105H123ZM147 106V105H146ZM183 106V105H182ZM126 107V106H125ZM7 108V107H6ZM34 108V107H33ZM42 108V107H41ZM83 108V107H82ZM121 108H123V107H120V109ZM127 108V107H126ZM138 108H140V107H138ZM194 108V107H193ZM211 108V107H210ZM27 109H28V107H27ZM45 109V108H44ZM77 109V108H76ZM123 109H125V108H123ZM171 109V108H170ZM182 109V108H181ZM204 109V108H203ZM209 109V108H208ZM4 110V109H3ZM87 110V109H86ZM88 110V111H89ZM133 110V109H132ZM159 110V109H158ZM13 111V110H12ZM22 111V110H21ZM30 111V110H29ZM60 111V110H59ZM71 111V110H70ZM74 111V110H73ZM39 112V111H38ZM86 112V111H85ZM167 112V111H166ZM211 112V111H210ZM14 113V112H13ZM23 113V112H22ZM67 113V112H66ZM78 113V112H77ZM100 113V112H99ZM121 113V112H120ZM146 113V112H145ZM197 113V112H196ZM5 114V113H4ZM95 114H93V115H95ZM9 115V114H8ZM57 115V114H56ZM211 115V114H210ZM213 115V114H212ZM253 115V114H252ZM3 116V115H2ZM6 116V115H5ZM21 116H22V114H21ZM39 115H37V117H38ZM119 116H120V114H119ZM122 116V115H121ZM134 116V115H133ZM150 116H151V114H150ZM164 116V115H163ZM264 116V115H263ZM23 117V116H22ZM86 117H88V116H86ZM168 117V116H167ZM172 117V116H171ZM237 117V116H236ZM13 118V117H12ZM19 118H20V116H19ZM31 118V117H30ZM63 118V117H62ZM89 118V117H88ZM94 118V117H93ZM109 118V117H108ZM122 118V117H121ZM124 118V117H123ZM134 118H135V116H134ZM144 118V117H143ZM191 118V117H190ZM198 118V117H197ZM2 119V118H1ZM4 117H3V121H4ZM24 119V118H23ZM31 119H33V118H31ZM57 119V118H56ZM61 119V118H60ZM110 119V118H109ZM160 119V118H159ZM167 119V118H166ZM67 120H69V119H67ZM132 120V119H131ZM135 120H136V118H135ZM162 120V119H161ZM1 121V120H0ZM2 121V122H3ZM62 121V120H61ZM95 121V120H94ZM139 121V120H138ZM2 122H1V124H2ZM9 122H10V120H9ZM35 122V121H34ZM98 122V121H97ZM104 122V121H103ZM187 122V121H186ZM16 123V122H15ZM178 123V122H177ZM183 123V122H182ZM192 123V122H191ZM28 124V123H27ZM63 124V123H62ZM123 124V123H122ZM133 124V123H132ZM135 124V123H134ZM158 124V123H157ZM200 124V123H199ZM263 124V123H262ZM10 125V124H9ZM136 125V124H135ZM178 125H181V124H178ZM219 125V124H218ZM2 126V125H1ZM32 126V125H31ZM63 126V125H62ZM79 126V125H78ZM82 126V125H81ZM127 126V125H126ZM137 126V125H136ZM142 126V125H141ZM144 126V125H143ZM161 126H162V124H161ZM188 126V125H187ZM237 126V125H236ZM235 126V127H236ZM257 126V125H256ZM255 126V127H256ZM20 127H22L21 125H20ZM38 127V126H37ZM50 127V126H49ZM117 127V126H116ZM132 127V126H131ZM135 127V126H134ZM151 127V126H150ZM165 127V126H164ZM189 127V126H188ZM5 128V127H4ZM19 128V127H18ZM26 128V127H25ZM76 128V127H75ZM79 128V127H78ZM83 128V127H82ZM136 128V127H135ZM134 128V129H135ZM173 128V127H172ZM177 128V127H176ZM187 128V127H186ZM3 129V128H2ZM81 129V128H80ZM160 129V128H159ZM218 129V128H217ZM216 129V130H217ZM262 129V128H261ZM1 130V129H0ZM10 130H12L11 128H10ZM39 130V129H38ZM158 130V129H157ZM175 130H177V129H175ZM174 130V131H175ZM186 130V129H185ZM236 130V129H235ZM37 131V130H36ZM73 131H74V129H73ZM77 131H78V129H77ZM234 131V130H233ZM240 131V130H239ZM1 132V131H0ZM81 132V131H80ZM126 132V131H125ZM183 132V131H182ZM241 132V131H240ZM263 132V131H262ZM6 133V132H5ZM22 133V132H21ZM63 133V132H62ZM73 133V132H72ZM168 133H170V132H168ZM249 133V132H248ZM8 134V133H7ZM38 134V133H37ZM144 134V133H143ZM177 133H175V135H176ZM225 134H226V132H225ZM225 134H223V135H225ZM240 134V133H239ZM11 134H9V136H10ZM71 135V134H70ZM84 135V134H83ZM90 135V134H89ZM135 135V134H134ZM251 135H253V134H251ZM259 135V134H258ZM4 136V135H3ZM8 136V137H9ZM14 136H15V134H14ZM34 136V135H33ZM165 136V135H164ZM200 136V135H199ZM263 136V138H264V135H262ZM7 137V138H8ZM17 137V136H16ZM15 137V138H16ZM38 137V136H37ZM64 137V136H63ZM75 137V136H74ZM90 137V136H89ZM93 137V136H92ZM120 137V136H119ZM129 137V136H128ZM225 137V136H224ZM229 137V136H228ZM257 138H258V136H256ZM256 137H253V138H256ZM9 138H11V136L9 137ZM8 138V139H9ZM13 138V137H12ZM65 138V137H64ZM99 138V137H98ZM131 138V137H130ZM142 138V137H141ZM230 138V137H229ZM239 138V137H238ZM7 139V140H8ZM63 139V138H62ZM75 139H77V138H75ZM149 139V138H148ZM191 139V138H190ZM221 139V138H220ZM239 139H241V140H243L242 138H239ZM245 139H247V138H245ZM252 139V138H251ZM260 139V138H259ZM5 141H6V139H4ZM11 140V139H10ZM10 140H8V143L9 144H11V142L12 141H10ZM61 140V139H60ZM69 140V139H68ZM92 140V139H91ZM117 140V139H116ZM147 140V139H146ZM164 140H165V138H164ZM218 140V139H217ZM236 140V139H235ZM255 139H253V141H254ZM10 141V142H9ZM64 141V140H63ZM233 141V140H232ZM237 141V140H236ZM248 141V140H247ZM40 142V141H39ZM44 142V141H43ZM82 142V141H81ZM90 142V141H89ZM98 142V141H97ZM124 142V141H123ZM171 142H174V141H171ZM246 142V141H245ZM5 143V142H4ZM46 143V142H45ZM79 143V142H78ZM115 143V142H114ZM214 143V142H213ZM216 143V142H215ZM228 143V142H227ZM261 143H263V142H261ZM13 144V143H12ZM37 144V143H36ZM69 144V143H68ZM67 144V145H68ZM90 144V143H89ZM112 144V143H111ZM137 144V143H136ZM169 144V143H168ZM208 144V143H207ZM234 144V143H233ZM242 144V143H241ZM241 144H240V146H241ZM60 145V144H59ZM88 145V144H87ZM93 145V144H92ZM130 145V144H129ZM137 145H140L141 146V142L139 141L138 142V144ZM163 145V144H162ZM255 145V144H254ZM34 146V145H33ZM107 146H108V144H107ZM115 146H117V145H115ZM132 146V145H131ZM134 146V145H133ZM140 146H138L139 148H140ZM155 146V145H154ZM240 146H238V148L240 147ZM248 146V145H247ZM253 146V145H252ZM264 146V145H263ZM8 147V146H7ZM37 147V146H36ZM36 147H34V148H36ZM52 147V146H51ZM55 147V146H54ZM60 147V146H59ZM94 147V146H93ZM109 147V146H108ZM113 147H114V145H113ZM171 147V146H170ZM173 147V146H172ZM184 147V146H183ZM232 147H234V145H232ZM72 148V147H71ZM90 148V147H89ZM118 148V147H117ZM147 148V147H146ZM163 148V147H162ZM178 148V147H177ZM230 148V147H229ZM261 149H259L260 151L262 150V148L263 147H260ZM6 149V148H5ZM85 149V148H84ZM203 149V148H202ZM201 149V150H202ZM209 149V148H208ZM223 149V148H222ZM15 150V149H14ZM41 150V149H40ZM51 150V149H50ZM89 150V149H88ZM141 150V149H140ZM154 150V149H153ZM201 150H200V152H201ZM210 150V149H209ZM208 150V151H209ZM235 150V149H234ZM249 150H250V148H249ZM6 151V150H5ZM10 151V150H9ZM91 151H92V149H91ZM132 151V150H131ZM204 151H205V149H204ZM207 151V150H206ZM213 151V150H212ZM211 151V152H212ZM256 151V150H255ZM259 151V152H260ZM19 152V151H18ZM67 152V151H66ZM124 152V151H123ZM261 152H263V151H261ZM23 153V152H22ZM39 153V152H38ZM37 153V154H38ZM59 153V152H58ZM82 153V152H81ZM154 153H155V151H154ZM202 153V152H201ZM201 153L199 154L200 155V158H199V155H196V153H195V155L196 156H198V157H194V162H195V160L197 159V163H196V167H197V169H196V167L195 168H193V169H191V168H188L187 166L188 165H186L185 167V169H181L180 171L183 173V177L181 178V184L185 187L183 190L185 191L183 194L184 195H182V197H180V199H178V200H172V199H174V197L173 198H170V210H171V213H174L173 215H175V213H176V215H181V216H183L184 214H186V213H188V212H190V211H192V210H195V211H197L198 213H200V216H197V215H199V214H197L196 215V218H199V220H201V221H199V223H198V225L196 226V228H193L192 226H191V223H189V220H187V218L185 217V219H183L182 220V222L181 223H179V225H178V229L176 228V230H169V229H167V230H165L164 232H162L161 234V236H159V240H158V242H157V245H156V248H158L159 246H161L162 244V246H164V245H166L167 244V246H168V244H170L171 245V248H169L168 250L166 249V251H164L163 252V254L159 257L158 256V260H157V264H165V263H167V264H264V257H263V251L262 252H260V250L258 251L256 248H257V246L258 245H260V243H262L261 242V240L263 239V243H264V207L262 208L261 207V199H260V197L262 198V196H263V194H262V196H260L259 194V198L257 197V201H255V199H253V196H252V198L250 197H242L241 195H238L235 191V193H230V190H231V188H230V190H229V188L226 186V178H224V179H222L221 177V175H220V173H217V174H215V175H213V170H211V168H210V166H208V164L207 163H209V162H207L206 163V161H209V160H206V161H204V159H201ZM234 153V152H233ZM5 154V153H4ZM33 154V153H32ZM40 154V153H39ZM49 154V153H48ZM92 154V153H91ZM90 154V155H91ZM104 155H105V153H103ZM151 154V153H150ZM156 154V153H155ZM154 154V155H155ZM157 154H158V152H157ZM210 154H212V153H210ZM239 154V153H238ZM256 154H258V153H256ZM18 155V154H17ZM27 155V154H26ZM42 155V154H41ZM112 155V154H111ZM118 155V154H117ZM213 155V154H212ZM248 155V154H247ZM249 155H251L250 153H249ZM25 156V155H24ZM52 157H53V155H51ZM58 156V155H57ZM60 156V155H59ZM65 156V155H64ZM78 156V155H77ZM109 156V155H108ZM147 156V155H146ZM192 156H194V155H192ZM214 156V155H213ZM212 156V157H213ZM239 156V155H238ZM23 157V156H22ZM99 157V156H98ZM249 157V156H248ZM8 158V157H7ZM33 158V157H32ZM53 158H55V157H53ZM103 158V157H102ZM108 158V157H107ZM112 158V157H111ZM204 158V157H203ZM220 158H221V156H220ZM238 158V157H237ZM23 159V158H22ZM46 159V158H45ZM100 159H101V157H100ZM192 159H193V157H192ZM212 159V158H211ZM23 160H25L26 161V158H24ZM28 160V159H27ZM34 160H36V159H34ZM34 160H32L33 162H34ZM39 160V159H38ZM41 160V159H40ZM43 160V159H42ZM49 160H51L50 161V164H49V162H47L48 163V167L45 169V168H42V166L44 165V164H42L41 163V165H40V167L42 168V169H44V172H50L51 170V172L52 173H54L53 171L55 170L54 168V166L53 165H57L58 166V164L60 163V165H62L63 164V162H65V161H62V163H61V161L59 160V158H58V161H55V160H57V158H55L54 160L51 158H49ZM63 160H64V157H63ZM80 160V159H79ZM99 160V159H98ZM214 160V159H213ZM222 160V159H221ZM13 160H10V162L9 163H7L6 162V164L5 165H7V167H8V165L10 164L11 165V162H12ZM29 162V164L30 163H32V167L34 166V167H37V164L38 163H36V161L34 162V163H36V164H34L33 165V162ZM96 161V160H95ZM155 161V160H154ZM165 161V160H164ZM190 161V160H189ZM188 161V162H189ZM246 161V160H245ZM14 162H19V160L18 161H13V163H12V165L14 164ZM21 163H22V160L20 161ZM163 162V161H162ZM192 162H193V160H192ZM238 162V161H237ZM247 162V161H246ZM257 162V161H256ZM4 163V162H3ZM43 163H45L44 161H43ZM47 163H45L46 165H47ZM89 163V162H88ZM134 163V162H133ZM158 163H161L160 161L158 162ZM212 163H213V161H212ZM248 163V162H247ZM2 164V163H1ZM17 164V163H16ZM16 164L15 165H13V167L14 166H16ZM109 164V163H108ZM262 164V163H261ZM260 164V165H261ZM4 164H2V167L3 166H5ZM11 165V166H12ZM17 165H21V164H17ZM24 165V164H23ZM22 165V166H23ZM27 165V164H26ZM36 165V166H35ZM46 165H44L45 167H46ZM49 165H51V166H53L54 168H51V170L49 171V169H50V167H49ZM63 165H65V164H63ZM62 165V166H63ZM86 165V164H85ZM117 165V164H116ZM119 165V164H118ZM129 165V164H128ZM159 165V164H158ZM189 165H190V163H189ZM250 165V164H249ZM254 165V164H253ZM260 165H258V166H260ZM22 166L20 167V166H18L17 168L16 167H14V168H16L17 170L16 171H20L19 172V175H23L24 173H26L25 174V176H28L27 175V173L29 174H31V173H33L32 175H37V174H35L36 173V169H39V171L37 172L38 174H41L42 175V173L43 172H41V171H43V170H40L41 168L39 167H37V168H35V170L33 171V169H34V167L32 168L31 167V165H30V167H31V171H30V168H25L24 166V168H22ZM115 166V165H114ZM163 166V165H162ZM179 166V165H178ZM216 166V165H215ZM1 167V165H0V171H2L3 172V170L1 169L2 168ZM6 167V166H5ZM6 167V168H7ZM21 168V169H26L25 171H23V170H21V169H18V168ZM78 167V166H77ZM158 167V166H157ZM193 167V166H192ZM10 168V167H9ZM81 168V167H80ZM115 168V167H114ZM154 168V167H153ZM214 168V167H213ZM220 168V167H219ZM257 168V167H256ZM261 168V167H260ZM3 169H5L4 167H3ZM10 169H13V168H10ZM48 169V170H47ZM63 169H65V168H63ZM76 169V168H75ZM95 169V168H94ZM233 169V168H232ZM252 169V168H251ZM257 169H259V168H257ZM30 172H29V171ZM61 170V169H60ZM60 170H58V171H60ZM66 170V169H65ZM107 170V169H106ZM119 170V169H118ZM221 170V169H220ZM234 170H236V169H234ZM259 170H261V169H259ZM4 171H6V169L4 170ZM13 173H15V174H13ZM11 171H9V172H7L6 171V174L7 173H9V174H7V175H9L10 176V174L12 173L13 175H18V174H16V172H15V169L14 170H11ZM58 171H56V173L58 172ZM62 171V170H61ZM214 171H216V170H214ZM217 171H219V170H217ZM239 171V170H238ZM258 171V170H257ZM21 172H22V174H21ZM35 172V173H34ZM98 172H99V170H98ZM52 173H46L47 175H50V177H51V174ZM59 173V172H58ZM62 173H63V171H62ZM64 173H65V171H64ZM144 173V172H143ZM150 173V172H149ZM245 173V172H244ZM254 173H256V172H254ZM11 174V175H12ZM29 174V175H30ZM55 174V173H54ZM79 174V173H78ZM101 174V173H100ZM154 174V173H153ZM250 174V173H249ZM19 175H18V178H19ZM56 175V174H55ZM54 175V176H55ZM57 175H59V174H57ZM256 175V174H255ZM21 176H20V178H21ZM24 175H23V178L24 179H26V178H28L29 180L31 179V178H33V176H31V178H29V177H25ZM45 177H46V175H44ZM53 176V177H54ZM65 176V175H64ZM63 176V177H64ZM144 176V175H143ZM142 176V177H143ZM181 176V175H180ZM251 176H253V175H251ZM12 177H15V176H12ZM60 177V176H59ZM58 177V178H59ZM62 177V176H61ZM60 177V178H61ZM79 177H80V175H79ZM102 177V176H101ZM163 177H164V175H163ZM165 177H166V175H165ZM261 177V176H260ZM16 178H17V176H16ZM48 178H49V176H48ZM228 178V177H227ZM4 179V178H3ZM10 179V178H9ZM8 179V180H9ZM27 179V180H28ZM40 179H43V178H40ZM52 179V178H51ZM162 179V178H161ZM160 179V183L159 184H157L158 186H159V189H160V191L162 192V193H160L159 195L161 196V194H164L165 195V193L167 192V186L168 185H166L165 184V182L163 181V179L161 180ZM167 179V178H166ZM171 179V178H170ZM179 179V178H178ZM239 179V178H238ZM264 179V178H263ZM26 180V181H27ZM46 180V179H45ZM56 180H57V178H56ZM62 180V179H61ZM78 180V178L76 179V181ZM79 180H80V178H79ZM157 180H158V178H157ZM165 180V179H164ZM230 180V179H229ZM10 181H12V179L11 180H9V182ZM16 181V180H15ZM50 181V180H49ZM60 181V180H59ZM73 181V180H72ZM71 181V182H72ZM110 181V180H109ZM21 182V181H20ZM28 182V181H27ZM32 182V181H31ZM81 182V181H80ZM230 182V181H229ZM17 183V182H16ZM16 183H15V185H16ZM30 183V182H29ZM64 182H62V184H63ZM178 183V182H177ZM23 184V183H22ZM28 184V183H27ZM40 184H41V182H40ZM44 184H46V181H45V183ZM48 184V183H47ZM46 184V185H47ZM58 184H59V182H58ZM62 184H60V185H62ZM79 184V183H78ZM9 185V184H8ZM11 185V184H10ZM24 185H26V184H24ZM23 185V186H24ZM42 185V184H41ZM51 185V184H50ZM96 185V184H95ZM173 185V184H172ZM238 185V184H237ZM12 186V185H11ZM11 186L9 187V188H11ZM18 186V185H17ZM16 186V187H17ZM23 186H22V188H23ZM27 186V185H26ZM53 186V185H52ZM58 186V185H57ZM79 186V185H78ZM176 186H177V184H176ZM234 186V185H233ZM251 186V185H250ZM7 187V186H6ZM16 187H14V188H12L13 190L16 188ZM18 187H20V186H18ZM41 187V186H40ZM48 187L50 188L51 186H49V184H48ZM86 187V186H85ZM105 187V186H104ZM157 187V186H156ZM182 187V186H181ZM8 188V187H7ZM49 188H46L47 189V191L48 192H51V191H49L48 189ZM57 188V187H56ZM60 188H62V187H60ZM59 188V189H60ZM79 188V187H78ZM121 188V187H120ZM183 188V187H182ZM3 189V188H2ZM30 189V192L32 191V189L31 188H29ZM44 189V188H43ZM42 189V190H43ZM46 189H44L43 191L44 192H46L45 190ZM69 189V188H68ZM113 189V188H112ZM260 189V188H259ZM19 190V189H18ZM41 190V191H42ZM92 190V189H91ZM153 190V189H152ZM239 190V189H238ZM245 190V189H244ZM251 190H253L252 188H249L248 189V191H251ZM254 190H256L255 188H254ZM264 190V189H263ZM4 191H5V189H4ZM7 191V192H6ZM5 192L7 193V194H10V193H8V190H6ZM16 191V190H15ZM37 191V190H36ZM35 190H34V192L32 193V197H33V194H35V192H36ZM53 191V190H52ZM59 191V190H58ZM118 191V190H117ZM155 191H159V190H156L155 189ZM159 191V192H160ZM243 191V190H242ZM259 191H261V190H259ZM10 192V191H9ZM14 192V191H13ZM13 192H11V194L13 193ZM23 192H25L26 193V191L24 190ZM22 192V193H23ZM30 192H29V194H30ZM38 192H40V190L38 191ZM37 192V193H38ZM158 192V193H159ZM244 192V191H243ZM247 192V191H246ZM254 192V191H253ZM16 193V192H15ZM20 193V192H19ZM22 193H20V194H22ZM41 193V192H40ZM76 193H78V192H76ZM115 193V192H114ZM128 193V192H127ZM168 193V192H167ZM167 193H166V195H167ZM175 193V192H174ZM263 193V192H262ZM14 194V193H13ZM12 194V195H13ZM50 194H52V192L50 193ZM54 195H55V193H53ZM52 194V195H53ZM64 194V193H63ZM62 194V195H63ZM82 194V193H81ZM148 194V193H147ZM169 194V193H168ZM241 194V193H240ZM256 194V193H255ZM31 195V194H30ZM29 195V196H30ZM42 195V194H41ZM44 196L45 195H48L47 193L45 194H43ZM51 195V196H52ZM58 195V194H57ZM59 195H61V194H59ZM58 195V196H59ZM68 195V194H67ZM67 195H64V196H67ZM110 195V194H109ZM135 195V194H134ZM139 195V194H138ZM171 196H172V194H170ZM247 195V194H246ZM7 196V195H6ZM9 196V195H8ZM8 196H7V198H8ZM26 196H28V194L26 195ZM26 196H24V197H26ZM35 196V195H34ZM44 196H42V197H44ZM49 196V198L51 197L50 195H48ZM84 196V195H83ZM112 196V195H111ZM257 196V195H256ZM22 197V196H21ZM31 197V198H32ZM41 197V196H40ZM62 197V196H61ZM77 197V196H76ZM165 197V196H164ZM163 197V195H162V198H164ZM6 198V199H7ZM36 198H37V196H36ZM52 198V197H51ZM50 198V199H51ZM69 198V197H68ZM75 198V197H74ZM73 198V199H74ZM87 198V197H86ZM132 198V197H131ZM11 199V198H10ZM30 199V198H29ZM38 199V198H37ZM42 198H39V200H41ZM45 199V198H44ZM43 199V200H44ZM50 199H46L47 201H50ZM53 200H54V202L53 203H55V199H57L56 197H55V199H54V197L52 198ZM61 199V198H60ZM62 199H64V198H62ZM88 199V198H87ZM94 199V198H93ZM147 200H148V198H146ZM145 199V200H146ZM26 200V199H25ZM34 200V199H33ZM45 200V201H46ZM52 200V201H53ZM64 200H66V199H64ZM79 200H80V197H79ZM100 200V199H99ZM163 200V199H162ZM165 200V199H164ZM263 200V199H262ZM56 201H60V200H56ZM62 201V200H61ZM60 201V202H61ZM74 201V200H73ZM76 201V200H75ZM78 201V200H77ZM76 201V202H77ZM259 201H260V203H259ZM33 202V201H32ZM31 202V203H32ZM36 202L37 201H35V205H33V206H36ZM41 202V201H40ZM68 202V201H67ZM75 202V203H76ZM164 202V201H163ZM166 202V201H165ZM169 202V201H168ZM28 204L27 205H29L28 206V208L30 207V205L31 204H29L30 202L28 201L27 202ZM34 203V202H33ZM38 203V202H37ZM47 203V202H46ZM49 204H51L52 202H48ZM47 203V205H45V207L44 208H46V207H48V209H49V204ZM58 203V202H57ZM66 203V202H65ZM70 203V202H69ZM8 204H10V203H8ZM13 204V203H12ZM19 204V203H18ZM17 204V205H18ZM74 204V203H73ZM141 204V203H140ZM16 204H14V206H15ZM16 205V206H17ZM23 205H24V207H26L27 205L25 204V203H23ZM23 205H18L17 207H18V211H19V214L21 215V213L22 214H24V212L28 209L27 207L26 208H23ZM26 205V206H25ZM31 205V206H32ZM39 204H37V206H38ZM41 205V204H40ZM69 205V204H68ZM68 205H67V207L66 208H68ZM72 205V204H71ZM138 205V204H137ZM16 206L15 207H12V205H8V208L9 207H11V208H9V209H11L12 211L14 210V209H12V208H15L16 209ZM32 206V207H33ZM55 208H57V210H59L60 209V204H59V207H58V205L56 206V205H53ZM163 206V205H162ZM20 207V208H19ZM40 207V206H39ZM65 207V206H64ZM70 207V206H69ZM74 207H75V205H74ZM84 207V206H83ZM143 207V206H142ZM147 207V206H146ZM156 207V206H155ZM21 208H23L25 211L23 212L22 210H21ZM44 208H41L42 209V212L39 210V208H36L35 209V207H34V209H35V211L37 210V211H40L38 214H36V216L37 215H39V214H42L44 211L46 212V214L45 213H43L42 214V216H40L39 215V217H41V218H45L46 219V221H49L50 220V218L48 219V217L47 216H55L56 214H53V211L52 212H49V210L46 208L45 210H43ZM53 207H52V204H51V207H50V209H52ZM61 208H63V207H61ZM102 208V207H101ZM116 208V207H115ZM140 208V207H139ZM6 209H7V207H6ZM34 209H33V211H34ZM65 209V208H64ZM64 209L62 210V209H60L59 211H60V213H65L64 212ZM85 209V208H84ZM118 209V208H117ZM150 209V208H149ZM148 209V210H149ZM155 209V208H154ZM8 210V209H7ZM11 210H8V211H11ZM17 210H14V212H13V215L14 216H11V219L10 218H6V217H4V219L6 218L7 219V221L10 219V220H12V219H14L15 218V214H18L17 212ZM20 210H21V212H20ZM47 210H48V212H47ZM52 210H54V209H52ZM56 210V212H58ZM68 211H69V209H67ZM119 210V209H118ZM1 211V210H0ZM6 211V210H5ZM8 211H6V212H8ZM12 211L11 212H9V213H12ZM28 212L29 211H31V208H29V210H27ZM34 211V212H35ZM63 211V212H62ZM75 211V210H74ZM147 211V210H146ZM145 211V212H146ZM16 212V213H15ZM28 212H25V214L27 215V214H29ZM32 212V211H31ZM69 212H71V210L69 211ZM196 212V213H197ZM6 214V215H11V214ZM15 213V214H14ZM36 213V212H35ZM34 213V214H35ZM55 213V212H54ZM59 213V212H58ZM58 214V216L56 217V218H58V220L59 219H61V214ZM72 213V212H71ZM78 213V212H77ZM76 212L74 213L75 215L77 214ZM178 213V214H177ZM4 214V213H3ZM4 214V215H5ZM25 214H24V217L23 218H25V217H27V220L29 221L30 219L32 220L33 218H34V214H33V212L32 213H30L29 215L30 216H25ZM51 214H53V215H51ZM67 214V213H66ZM123 214V213H122ZM190 214V213H189ZM5 215V216H6ZM60 215V216H59ZM65 215V214H64ZM64 215H62V217L64 216ZM70 215V214H69ZM74 215V216H75ZM19 216V215H18ZM22 216V215H21ZM67 217V219L65 218V217H63L61 220H59L60 222H58V220H57V224H58V226L59 227H61L62 225H69L70 227H68L67 226V228H68V232H69V228L72 230V228H74V227H78V226H76L75 225V222H74V226L73 225H71V223H72V220L71 221H69L70 219H75V218H77V215L75 216V218H70V217H68V214L66 215ZM130 216V215H129ZM172 216V215H171ZM10 217V216H9ZM12 217H14V218H12ZM28 217L30 218V219H28ZM32 217V218H31ZM60 217V218H59ZM81 217V216H80ZM131 217V216H130ZM1 218V217H0ZM2 218H3V216H2ZM22 218V217H21ZM20 218V219H21ZM21 219L22 221L23 220H25V219ZM56 218H55V221H56ZM68 218H70L69 220H68ZM174 218V217H173ZM202 218V219H201ZM19 219V220H20ZM37 219V218H36ZM35 219V220H36ZM51 219H53V218H51ZM66 219V220H65ZM9 220V221H10ZM20 220V221H21ZM26 220V221H27ZM31 220H30V223H32V222H34L33 220H32V222H31ZM40 220V219H39ZM41 220H43L44 221V219H41ZM54 220V219H53ZM63 220H64V222H63ZM69 222H68V221ZM1 221V220H0ZM4 222H5V220H3ZM16 221V220H15ZM26 221H24L23 223H26ZM27 221V222H28ZM42 221V222H43ZM65 221H66V223H65ZM36 222V221H35ZM34 222V224L32 223L31 224V226L32 225H34L32 228L34 229V227H35V229H34V231L37 229L36 228V226L35 225H37L36 223ZM45 222V221H44ZM50 222H53V221H51L50 220ZM49 222V224H51ZM71 222V223H70ZM195 222V221H194ZM3 223V222H2ZM20 223V222H19ZM41 223V222H40ZM63 223V224H62ZM70 223V224H69ZM77 223H79V224H81L82 222H77ZM196 223V222H195ZM12 224V223H11ZM21 224V223H20ZM29 224V223H28ZM46 224H47V222H46ZM56 224V225H57ZM73 224V223H72ZM176 224V223H175ZM7 225V224H6ZM30 225V224H29ZM40 225V227L38 226V228H40V229H44V228H41V224H39ZM43 225H45V224H43ZM52 225V224H51ZM54 225H55V223H54ZM82 225V224H81ZM3 226H4V224H3ZM12 226H13V224H12ZM11 226V227H12ZM21 226V225H20ZM24 226H28V225H26V224H24ZM49 226V225H48ZM57 226V227H58ZM66 226H65V229H66ZM73 226V227H72ZM140 226H141V224H140ZM143 226V225H142ZM2 226L0 225V228H1ZM16 227V226H15ZM44 227V226H43ZM58 227V228H59ZM63 227V226H62ZM176 227V226H175ZM17 228V229H16ZM15 229H14V226L9 230V234H11V232L12 231H15V230H18L19 229V233H20V231H21V234H23L22 233V231L24 232V234L26 233L25 231H27V233L28 234H30L29 236L30 237H32V235L31 234H33V233H31L30 231H32L33 229L32 228H30L31 230L30 231H28V230H23L22 229V227L21 228H19V227H16ZM45 228H47V226H45ZM52 228V227H51ZM58 228H56L58 231H57V233H56V235L55 236H53L54 235V232H52L51 231V236L49 235H47L46 233H45V231L46 232H48V230L47 229H44V230H40L39 229V231H44L43 233L45 234V237H43V238H45V239H43L42 241H37L40 237H41V233H39L40 234V237L39 236H36V237H38V239H36V237L35 236H33V238L34 239H32V238H30L29 236H26V234H25V236H24V234L23 235H20V236H17V235H15V236H17L15 239H14V242L12 241V236L11 235H6L5 234V232H7L6 230H8V229H6L4 232H2V228L0 229V232H2V234L3 235H5V238L7 239H5L4 237H2L3 235L0 233V264H25V262L26 261H28V262H26L27 264L29 263V261H31V260H33L32 258H31V256L33 255L31 252H29L30 254H28V255H31V256H29L30 258H31V260H29L28 258V260L26 259H21V257H24L25 256V251L26 252H28L27 250L29 249L30 250V248H28V244L30 243V245H31V248L33 249V250H40L41 248H39L40 246L42 247V245L41 244H46L44 247V249H46V251H47V244H48V242H47V240H46V237L47 238H49V241H50V239H53V237H55L54 239H56V237H57V234L58 233H63V235H61L62 237L65 235L64 233L67 231V230H65L64 228H62V230L64 229L65 231H62L60 228L58 229ZM79 228V227H78ZM85 228V227H84ZM137 228H138V226H137ZM142 228V227H141ZM150 228V227H149ZM153 228V227H152ZM25 229H26V227H25ZM28 229V228H27ZM86 229V228H85ZM93 229V228H92ZM151 229V228H150ZM49 230H51V229H49ZM53 230L55 231V229L53 228ZM60 230L62 231V232H60ZM70 230V231H71ZM90 230V229H89ZM139 230H140V228H139ZM139 230H137V231H139ZM142 230V229H141ZM163 230V229H162ZM34 231H32V232H34ZM38 230H36V232H37ZM74 231V230H73ZM76 231V230H75ZM74 231V232H75ZM35 232V234H37ZM56 232V231H55ZM67 232V233H68ZM78 232H80V230L78 231ZM141 232V231H140ZM147 231H145V233H146ZM53 233V234H52ZM92 233H94V232H92ZM143 233H144V226H143ZM143 233H141V235L143 234ZM156 233V232H155ZM159 233V232H158ZM38 234V235H39ZM60 234H59V237H60ZM71 234V233H70ZM129 234V233H128ZM135 234V233H134ZM139 234V233H138ZM137 234V235H138ZM72 235V234H71ZM131 235V234H130ZM136 235V236H137ZM146 235V234H145ZM144 235V236H145ZM156 235H157V233H156ZM21 236H23V237H21ZM53 236V237H52ZM76 235H75V233H74V236L73 237H75ZM81 236L82 235H80V238H81ZM127 236H129V235H127ZM134 236V235H133ZM158 236V235H157ZM27 237V238H26ZM68 237V236H67ZM72 236H70L69 235V239L71 238ZM135 237V236H134ZM18 238V239H17ZM21 238V239H20ZM78 238V237H77ZM76 238V239H77ZM83 238V237H82ZM100 238V237H99ZM130 238V237H129ZM128 237H127V239L126 240H128L129 239ZM136 238V237H135ZM139 238V237H138ZM143 238V237H142ZM8 239H9V241H11V242H9L8 241ZM22 239H25V241L26 240H28V241H31V242H28V241H26L27 243H25V241L24 240H22ZM30 239V240H29ZM33 241H32V240ZM52 240V241H56V240ZM64 239V238H63ZM69 239H67V240H69ZM74 239V238H73ZM73 239L71 238V240H72V242H73ZM75 239V240H76ZM137 239V238H136ZM155 239V241H156V238H154ZM153 239V240H154ZM158 239V238H157ZM19 240L21 241H24V243L25 244H23V246L24 245H26L27 244V250L25 249V248H23V250L21 251L24 255H21V254H19V255H17V256H20V260H23L24 262H21L20 260H18V261H13V260H11V256H13V254H14V251H15V249L17 250L18 248H19V251H17V253H21L20 252V249L22 248V244L21 243H23V242H19ZM35 240V241H34ZM46 241L45 243H43V241ZM60 240H61V238H60ZM65 240V239H64ZM63 240V241H64ZM70 240V241H71ZM141 240V239H140ZM145 240H146V238H145ZM15 241L17 242L16 244H15ZM38 243H40V242H42V243H40V246H39V244L38 245H36V243L37 242ZM52 241H50L49 243H51ZM90 241H91V239H90ZM137 241V240H136ZM135 241V242H136ZM152 241V240H151ZM150 241V242H151ZM12 242H13V244H12ZM33 242H36V243H33ZM68 242V241H67ZM65 243V241H64V243L67 245L68 244V247H69V244H71V243ZM87 242V241H86ZM134 242V243H135ZM31 243H33V244H31ZM53 243V242H52ZM63 243V244H64ZM74 243H76V242H74ZM79 243V242H78ZM130 243V242H129ZM140 243L142 244V242L140 241ZM152 243H153V241H152ZM152 243H151V245H150V243L148 244V245H150V246H153L152 245ZM154 243H156V242H154ZM19 245V247H18V245ZM61 244H62V242H61ZM64 244V245H65ZM77 244V243H76ZM76 244H74V245H76ZM81 242L78 244V245H80V246H74L73 244V246L74 247H79L78 249H80L81 250ZM88 244V243H87ZM138 245H139V240H138V243H137ZM15 245H16V247H15ZM30 245H29V247H30ZM32 245H36L37 246V248L36 249H34L35 248V246H34V248L32 247ZM50 245V244H49ZM48 245V246H49ZM55 246H56V243L54 244ZM91 245V244H90ZM133 245V244H132ZM136 245V244H135ZM137 245V246H138ZM148 245L147 246H145L144 248H146V247H148ZM262 245V244H261ZM3 246V247H2ZM21 246V247H20ZM39 246V247H38ZM58 247H60L59 246V244L57 245ZM71 246V245H70ZM92 246V245H91ZM155 246V245H154ZM24 247H26V246H24ZM50 247H52V245H50ZM63 249H64V247L63 246H61ZM59 248V250L58 251H60V249H62V248ZM72 247V246H71ZM88 247V246H87ZM124 247V246H123ZM139 247V246H138ZM141 245H140V247H139V250H136V252L137 251H139V253H141V254H138V253H136V252H133L134 254L136 253V255H140L139 257L138 256H136V255H134L133 254V256L134 257H138L137 259L136 258H133L134 259V261H132V262H134V263H132L131 262V254H129V255H131L130 256V261H129V263L131 262L132 264H153L154 262L156 263V259H157V257H156V259L154 260V259H149V255L147 256V255H145L146 254V252H148L147 251V249L149 248H147L146 249V252L145 251H141ZM15 248V249H14ZM39 248V249H38ZM55 248V247H54ZM65 248H66V246H65ZM116 248V247H115ZM125 248V247H124ZM137 248V247H136ZM30 250V251H33V250ZM43 249V250H44ZM52 249V248H51ZM56 249H58V248H56ZM55 249V251H57ZM71 249V250H70ZM92 249V248H91ZM132 249V248H131ZM143 249V248H142ZM150 249V248H149ZM151 249H152V247H151ZM159 249V248H158ZM260 249H262V248H260ZM264 249V248H263ZM43 250H42V252H43ZM49 250V249H48ZM67 252H68V250H69V252L70 251H72V250H75L74 248H70L69 247V249L68 248H66L65 249ZM87 250V249H86ZM45 251V250H44ZM52 251H54L53 249H52ZM52 251L51 252H49V254L51 255V257L53 258V259H55L56 258V260L58 259V260H60L61 261V259L62 258H59L60 256H62V255H60V254H64L63 252H64V250L63 251H60V252H57V254H58V256L56 257V255L54 254L53 255V253H52ZM54 251V252H55ZM77 251V250H76ZM113 251V250H112ZM130 251V250H129ZM155 251V250H154ZM38 252V251H37ZM41 252V251H40ZM40 252H38L37 254H35V259L34 260H36L37 258L36 257H38L37 255H41L40 254ZM41 252V253H42ZM62 252V253H61ZM82 252V251H81ZM80 252V253H81ZM85 252V251H84ZM97 252V251H96ZM110 252V251H109ZM144 252H145V254H144ZM151 252V251H150ZM16 253V254H17ZM33 253H35V252H33ZM56 253V252H55ZM72 253H75V251H72L70 254H71V257L74 255V254H72ZM77 254H75V255H77V256H79V252L77 251L76 252ZM124 253V252H123ZM123 253H121L122 255H123ZM16 254L14 255V256H16ZM43 255H44V253H42ZM47 254V257L46 258H48V256H49V254L48 253H46ZM117 254H118V252H117ZM149 254V253H148ZM157 254V253H156ZM11 255V256H10ZM27 255V254H26ZM43 255H41L40 257H42ZM65 255H69V253H67V254H64V257H65ZM74 255V256H75ZM81 255H82V253H81ZM81 255H80V257H78V259L81 261L82 259H81ZM88 255V254H87ZM86 255V256H87ZM110 255V254H109ZM124 255H125V253H124ZM126 255H128V251H127V254ZM125 255V256H126ZM13 256V257H14ZM14 257V258H19V257ZM66 256V258H64L63 256V259L65 260H62L63 262H68V263H72L75 259L77 260V256H76V258H74V257H72V259H73V261H71L72 259H71V257H70V255L68 256V257H70V258H68ZM85 256V255H84ZM116 256V255H115ZM120 256V255H119ZM150 256H152V255H150ZM40 257H38V258H40ZM51 257H49V258H51ZM93 257V256H92ZM91 257V258H92ZM94 257H95V255H94ZM107 257V256H106ZM109 257V256H108ZM114 257V256H113ZM121 257V256H120ZM123 257V256H122ZM90 258V259H91ZM119 258V257H118ZM44 259V258H43ZM67 259V260H66ZM69 259H71V260H69ZM88 259V258H87ZM87 259H86V261H87ZM89 259V260H90ZM92 259H94V258H92ZM95 259H97L96 257H95ZM106 259V258H105ZM121 259V258H120ZM120 259H118V260H120ZM127 259H129L128 258V256H127ZM132 259V260H133ZM136 259V260H135ZM38 260V259H37ZM47 259H45L44 260V262L43 261H39L38 263L36 262V264H41L42 262L44 263V264H46V262L48 263V262H50V261H46ZM55 260V264H57L56 262H58V260L56 261ZM76 260H75V262H73V264H76ZM99 260V259H98ZM123 260V258L121 259V261ZM124 260H126L125 259V257H124ZM154 260V261H153ZM53 261V260H52ZM52 261L50 262L51 264H52ZM59 261V262H60ZM85 261V262H86ZM128 261V260H127ZM41 262V263H40ZM77 262L78 263H80L81 264V262H83V260L81 261V262H79L78 260H77ZM85 262H84V264H85ZM88 262H91V260L90 261H88ZM98 262H100V261H98ZM97 262V263H98ZM124 262H126V261H124ZM31 263V262H30ZM33 263V262H32ZM50 263H48V264H50ZM77 263V264H78ZM123 262H121V264H122ZM128 263V262H127ZM126 263V264H127ZM128 263V264H129ZM154 263V264H155ZM53 264H54V261H53ZM59 264H63V263H59ZM67 264V263H66ZM86 264H87V262H86ZM89 264V263H88ZM114 264V263H113ZM124 264V263H123Z\"/></svg>",
    "mask_w": 264,
    "mask_h": 264
}]
</instances>
